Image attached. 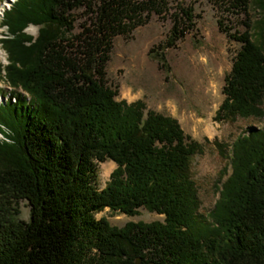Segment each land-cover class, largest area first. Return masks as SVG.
Masks as SVG:
<instances>
[{
	"label": "trees",
	"instance_id": "trees-1",
	"mask_svg": "<svg viewBox=\"0 0 264 264\" xmlns=\"http://www.w3.org/2000/svg\"><path fill=\"white\" fill-rule=\"evenodd\" d=\"M209 1L219 28L241 44L215 119L262 123L234 143L231 174L209 220L199 215L191 176L201 144L142 101L118 102L107 76L116 38L157 16L173 22L164 46L172 48L194 29L193 7L18 0L5 13L0 44L9 64L0 63V82L12 91L0 104V135L8 140H0V264H264V44L253 40L247 19L243 33H232L227 20L247 17L252 0ZM107 160L118 167L98 190L97 166ZM21 201L30 206L28 221L19 219ZM107 208L129 217L144 208L164 221L112 227L95 218Z\"/></svg>",
	"mask_w": 264,
	"mask_h": 264
},
{
	"label": "rangeland",
	"instance_id": "rangeland-1",
	"mask_svg": "<svg viewBox=\"0 0 264 264\" xmlns=\"http://www.w3.org/2000/svg\"><path fill=\"white\" fill-rule=\"evenodd\" d=\"M3 0H0V3ZM193 7L195 27L172 48H164L173 25L171 19L154 16L150 23L138 28L130 38L118 37L107 67L109 84L117 90L116 100L128 104L142 101L149 111L177 120L185 135L202 146V153L191 161V176L200 201L199 215L209 220L220 197L218 188L231 174L233 145L250 128L262 123L253 118L237 117L233 121H216L215 117L225 96L224 80L230 73L241 44L230 39L218 25L220 15L209 0H183ZM73 33L82 31L81 13L74 12ZM4 16L0 15V24ZM248 20L254 41L264 44V0H252L245 15L228 17L232 33H243ZM228 24V21L226 22ZM6 27L0 25V40ZM26 32L34 37L38 28L30 26ZM164 58V65L160 61ZM0 63L7 66L8 54L0 44ZM12 90L0 82V104H6ZM15 102V100L13 101ZM0 140H6L0 135ZM111 160L97 166L95 186L104 189L117 168ZM115 163V162H114ZM116 165V163H115ZM19 219L28 221L30 206L19 204ZM95 218L105 219L110 226L123 228L129 222H162L164 216L138 209V215L105 209Z\"/></svg>",
	"mask_w": 264,
	"mask_h": 264
},
{
	"label": "bare ground",
	"instance_id": "bare-ground-1",
	"mask_svg": "<svg viewBox=\"0 0 264 264\" xmlns=\"http://www.w3.org/2000/svg\"><path fill=\"white\" fill-rule=\"evenodd\" d=\"M18 0H3L0 3V15L4 16L6 12L10 11ZM112 165L116 166L114 162Z\"/></svg>",
	"mask_w": 264,
	"mask_h": 264
},
{
	"label": "water",
	"instance_id": "water-1",
	"mask_svg": "<svg viewBox=\"0 0 264 264\" xmlns=\"http://www.w3.org/2000/svg\"><path fill=\"white\" fill-rule=\"evenodd\" d=\"M116 166L118 167V165L116 164Z\"/></svg>",
	"mask_w": 264,
	"mask_h": 264
}]
</instances>
